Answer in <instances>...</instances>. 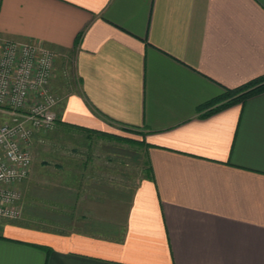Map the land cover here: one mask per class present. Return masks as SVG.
I'll return each mask as SVG.
<instances>
[{
  "label": "crops",
  "instance_id": "1",
  "mask_svg": "<svg viewBox=\"0 0 264 264\" xmlns=\"http://www.w3.org/2000/svg\"><path fill=\"white\" fill-rule=\"evenodd\" d=\"M0 35L71 56L78 85L33 137L0 264H264V90L207 113L264 75V0H0ZM118 126L143 132L137 185Z\"/></svg>",
  "mask_w": 264,
  "mask_h": 264
},
{
  "label": "built area",
  "instance_id": "2",
  "mask_svg": "<svg viewBox=\"0 0 264 264\" xmlns=\"http://www.w3.org/2000/svg\"><path fill=\"white\" fill-rule=\"evenodd\" d=\"M56 59L51 48L0 35V112L10 115L0 127V221L21 218L17 185L30 174L33 137L57 123Z\"/></svg>",
  "mask_w": 264,
  "mask_h": 264
},
{
  "label": "rangeland",
  "instance_id": "3",
  "mask_svg": "<svg viewBox=\"0 0 264 264\" xmlns=\"http://www.w3.org/2000/svg\"><path fill=\"white\" fill-rule=\"evenodd\" d=\"M73 58L70 56L67 59L64 58L61 64L57 63L56 71L54 78H52V89L53 91L59 96L60 98V105L64 103L65 99L68 97L70 93H72L74 90L77 89V78L75 76V67H74V62L72 60ZM10 121V115L6 114L5 112H0V127L6 122ZM118 136L113 135L111 138L113 141V145H115L113 148L118 151V157H119V180L120 183L126 184L127 181L124 177V180L121 179L120 174H122V171H128V177L131 175L133 178V181H128V184L130 186L133 184L137 185L139 180L143 177L144 174V165H145V149L142 146V140L140 139L141 136H143V132L141 129L137 128H125L123 126H118ZM80 133H77L79 135ZM78 138V136H76ZM110 137L108 136H95V140L97 141V144L91 148V153L93 155H98V154H105L106 146H110L109 143L105 142L109 140ZM102 143H98V142ZM33 152V148H32ZM133 155L132 159H128L129 163L132 162L134 163L133 166L129 165H122L121 164V159L126 156ZM123 166V167H122ZM32 167V166H31ZM147 167V166H145ZM128 168V170H127ZM31 171V170H30ZM127 176V175H125ZM132 182V184H131ZM11 220V219H9Z\"/></svg>",
  "mask_w": 264,
  "mask_h": 264
},
{
  "label": "trees",
  "instance_id": "4",
  "mask_svg": "<svg viewBox=\"0 0 264 264\" xmlns=\"http://www.w3.org/2000/svg\"><path fill=\"white\" fill-rule=\"evenodd\" d=\"M264 90V75L259 76L251 81H248L247 83H244L238 87L235 88H226V92L224 95L218 99L217 101L226 100L220 107H216L211 111H208L207 113L214 112L216 110H219L221 108H224L226 106H229L235 102H244L247 98H249L251 95L258 93L260 91ZM228 99V100H227ZM209 105V104H208ZM206 105V107L208 106ZM118 136V135H115Z\"/></svg>",
  "mask_w": 264,
  "mask_h": 264
}]
</instances>
